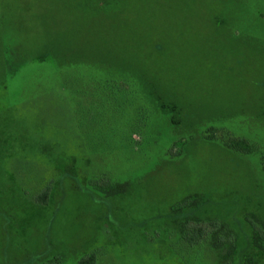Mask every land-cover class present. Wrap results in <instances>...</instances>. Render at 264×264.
I'll return each instance as SVG.
<instances>
[{
    "label": "rangeland",
    "instance_id": "1",
    "mask_svg": "<svg viewBox=\"0 0 264 264\" xmlns=\"http://www.w3.org/2000/svg\"><path fill=\"white\" fill-rule=\"evenodd\" d=\"M263 154L264 0H0V264H264Z\"/></svg>",
    "mask_w": 264,
    "mask_h": 264
},
{
    "label": "trees",
    "instance_id": "2",
    "mask_svg": "<svg viewBox=\"0 0 264 264\" xmlns=\"http://www.w3.org/2000/svg\"><path fill=\"white\" fill-rule=\"evenodd\" d=\"M207 140H215L214 133H210L205 136ZM224 147L231 151L240 153L243 155H249L253 153L256 149L252 143H248L245 139H231L223 142ZM262 167L264 166V154L260 156ZM107 189L108 195H116L120 193H125L128 189V183H115L108 184ZM48 190L41 192L38 198H48ZM195 200L190 201L186 198L180 202L176 208H172L173 213L180 215L176 217L175 223L178 225L177 233L181 236V240L188 245L196 246L200 244H210L218 246L219 244H228L229 247L225 251L224 256H222L221 264H225L227 260L231 259L233 256L241 250L240 247L245 245V242L241 243L238 237L235 236L234 232L231 231L232 228H228L226 223L220 222L218 218L208 216L205 214H193L191 212L186 215H181L183 210L187 208L195 207ZM255 228L251 225L252 237L247 241L248 251L247 253L255 252L258 253V261L264 256V242L259 233L254 230ZM223 235L225 240L221 241L220 236ZM242 241V240H241ZM247 244V243H246ZM252 258V257H251ZM94 259H91L90 264H93ZM251 260L249 258L244 259L243 264H250Z\"/></svg>",
    "mask_w": 264,
    "mask_h": 264
}]
</instances>
